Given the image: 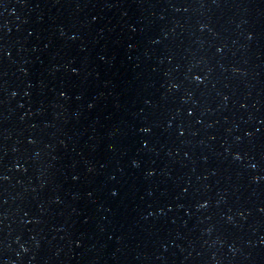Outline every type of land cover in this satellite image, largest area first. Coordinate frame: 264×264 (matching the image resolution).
<instances>
[{
    "label": "water",
    "instance_id": "1",
    "mask_svg": "<svg viewBox=\"0 0 264 264\" xmlns=\"http://www.w3.org/2000/svg\"><path fill=\"white\" fill-rule=\"evenodd\" d=\"M0 264H264V10L0 0Z\"/></svg>",
    "mask_w": 264,
    "mask_h": 264
}]
</instances>
